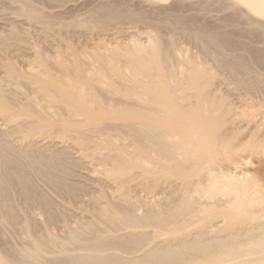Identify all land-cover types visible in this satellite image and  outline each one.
Segmentation results:
<instances>
[{"label":"rangeland","instance_id":"374dc122","mask_svg":"<svg viewBox=\"0 0 264 264\" xmlns=\"http://www.w3.org/2000/svg\"><path fill=\"white\" fill-rule=\"evenodd\" d=\"M229 3H231L230 0H0V93L6 97L5 99L10 105L19 109L23 107L24 110L23 114L11 121L6 128L0 122V132L4 135L7 133L6 137H9V134L10 137L13 136L12 140H17L14 143L11 141L15 147H17L16 144L21 147L23 144V146H27L31 143L33 155L35 154L34 157L37 159L45 155L47 149L52 148L54 156L60 154L58 156L63 161L57 160L59 157L55 156V158L51 150H49L52 153L50 158L53 157L52 161L56 160L65 169L63 174L58 173L60 174L59 179L55 182L54 188L51 185L48 186L51 188L49 190L38 177V182L36 177H32L34 189L31 186V189H28L27 194L24 195L17 194L15 192L17 189L9 185L12 187L8 188L9 192L15 194V201L9 204L10 212L6 213L9 214L8 216L0 213V216H6L4 221L0 220V256L5 257V253H11L14 250H31L33 248L32 239L39 240L44 245V251H51L54 246L49 244V236L56 237L59 242L68 246L69 231L82 239L89 240L91 232L108 229V225L103 222L104 217L120 218L122 210L124 211L128 204L133 207V209L131 207V211H135L134 213L136 210L137 213L138 210H140L139 213L141 210H147L153 214L175 215L183 208L185 202L183 198L189 197L187 193L190 194V192L185 187L189 181L195 185L197 181H200V186L207 189V176L204 173L199 180V170L194 161H183L180 158L179 163L167 165L166 162L162 164L163 160L160 156L150 157V155L149 159L145 157L146 160L148 159L146 164H149V171L148 167L144 171L141 168L143 163L139 165L143 159L139 162L137 158L141 153L144 154V157L145 153L142 149H135L137 146L134 140L131 141L132 137L129 139L131 135L128 133L130 135L128 137L126 130L119 128L122 123L120 121H112L113 124L106 121L104 127L108 124L110 130L102 128V132L99 133L92 132L93 134H90L87 132V134V127L82 128V131L76 129L73 142L72 140L66 142L67 140L60 138H51L53 140L50 141L48 138L51 142L48 144L46 139L45 142L43 141L46 132L44 133L41 127L31 125L32 128L31 126L26 128L25 122L27 115L30 114L28 111L35 112L50 105L43 94L38 92L40 86L37 90L38 84L31 85L36 76L38 79H46L43 72L49 71L52 84L69 85V87L73 84L71 76L64 74L61 70L62 60L66 62L71 72L74 68H78L81 75L86 78V85L83 84L85 87L83 85L82 87L74 86L77 89H84L82 91L84 94L81 92L79 96L90 97L88 99L92 102L91 108L98 106V101H101L103 105H107L110 101L112 104H116L113 106L116 109L112 106L105 109L109 115H119L124 111V115L130 114L126 111L129 109L131 112L130 110L133 108L129 106H132L133 101L135 102L133 99L138 96L137 94L142 92L139 86L144 79L141 80V77L146 76L148 78L145 79L146 83L149 82L155 87L156 84L152 83L158 81L157 88L160 90L170 89L168 83L163 81L164 84H161L162 79L154 75L159 64L164 68L163 78L165 77L178 85L186 98L189 97L187 101L192 98L188 103L185 98L186 103L180 101L178 106L186 110L190 109L188 113L194 117L201 114H207L210 117L207 126L202 130L203 134L215 132L223 142H226V136H231L230 139H227L228 143L223 144L226 147H224L225 152L228 153L230 147L244 139L248 131L241 132V129L239 131L238 121H233L235 117L239 116V112L245 110V107L234 104V94L243 95V92L236 87L238 79L255 78L253 76L258 74L264 82V39H261L264 38V33L261 30L260 33L259 30L252 27L250 29L245 25L246 22L243 19H238L240 18L238 13H235L232 3ZM171 22L175 23H172L173 27L170 25ZM195 32L205 37H211L217 47L222 46L220 48L223 52H216V46L206 49L192 35ZM240 35L242 36L240 37ZM220 40L223 44L220 43ZM236 40L238 41L236 42ZM218 44L220 45L218 46ZM215 52L219 53V58L229 57L231 60L215 61L213 60V56H217ZM143 64L149 66L147 71L141 69ZM240 64L248 71L247 75L236 69ZM8 70L15 71L16 75L20 74L18 79H16V75L14 78V75L8 74ZM197 71L200 73H197L198 75L193 78L192 74ZM30 76L34 77L31 79ZM29 77L30 79H28ZM134 79L141 81H134ZM137 82H140L139 86ZM142 84L144 85V81L141 86ZM131 87H134V91ZM87 89L88 92L91 89L92 96L84 97L87 94ZM138 90L140 91L136 94L135 92ZM143 93L139 95L144 101L139 97L141 103L137 98L136 102L138 100L140 103L137 102V105L135 103V107L140 104L138 107L142 108L145 105L144 102L150 93ZM195 94H200L203 97L201 103L195 102L196 98L192 96ZM93 95L95 97L92 100ZM145 95L146 97H144ZM262 100L260 104L251 105L253 107L251 111L256 113L254 115H257L258 119L260 116L264 119V99ZM146 102L149 103V101ZM29 104L32 107H29ZM32 104L37 105V108ZM51 104L56 107L55 111L59 112L66 120L74 123L83 120V118L77 117L76 119L74 117L75 110L65 111L57 106V102ZM121 104L129 105L123 107ZM153 105L152 102V105L148 106L147 104V107H156ZM192 105L196 107L194 108ZM229 105H232V108L237 106L236 114L235 112L227 113L226 107ZM132 107H134V103ZM254 109H258L259 113ZM173 116L183 122L181 117ZM169 119L170 121H166V126L174 125L172 116ZM262 119L261 122L264 121ZM114 125L117 126H115L116 130L113 129ZM260 129L264 131V124L259 125ZM53 131L56 133V128ZM262 131H259V136L262 135ZM55 133L53 132V134ZM6 137V140H11L10 137L9 139ZM36 138L37 140H34ZM19 139L20 141H18ZM33 141L38 143V146L42 142L44 145L42 143L40 148L35 147ZM133 142L134 149L132 148ZM260 142L258 144L261 145ZM127 146L131 148L130 150H136L135 154L131 152L132 161H130L131 158L127 160V157L131 155H129L130 152L127 153L129 151ZM256 146L253 145L255 151L264 150L262 145V149H258ZM41 147L46 149H43V154ZM36 148L40 150L38 152L40 156L38 153L36 154V150L38 151ZM121 148H126L123 149V152L127 150L125 154L129 156H126ZM224 148L222 146L221 151L224 152ZM112 149L116 150L115 155H119L117 152L121 150L123 156L120 157L126 156L125 160L127 161H122L119 156H116L119 159H115ZM49 151L46 152L49 153ZM138 151L142 152L138 153ZM230 151L232 150H229V153H231ZM133 154L136 155L135 159H133ZM45 157L49 159V155ZM115 160L122 163L119 164ZM117 163L119 164L116 166L118 169L115 167ZM254 163H257L256 168ZM263 166L257 159H253L252 166L243 169V172H247L248 169V172H251L250 174L253 176L252 173ZM143 168L145 167L143 166ZM21 172L26 174L27 169L22 167ZM29 184L31 185V183ZM196 189L194 196L204 195L206 192L198 187ZM42 190L44 191L40 192ZM148 199L154 201L151 203ZM123 206L126 207L123 209ZM142 214L143 212L140 213V216ZM13 220L15 223H11ZM199 224V220H194L186 225L181 224L179 227L171 229L168 234L163 233V237L158 236L154 242L173 239L181 233L193 231L200 226ZM129 231L157 232L152 227L132 228ZM119 255L125 257L122 254Z\"/></svg>","mask_w":264,"mask_h":264},{"label":"bare ground","instance_id":"6f19581e","mask_svg":"<svg viewBox=\"0 0 264 264\" xmlns=\"http://www.w3.org/2000/svg\"><path fill=\"white\" fill-rule=\"evenodd\" d=\"M230 2L235 9V13H238L240 17L238 19H243L246 22L245 24V22L243 21V24L249 26L250 29L252 27L259 31L261 30L262 33H264V0H230ZM172 23L173 22H171L170 25H172ZM171 27H173V25ZM170 30L169 32H172ZM192 35L197 38L206 49H210L211 47L216 46L211 37H205L198 32H195ZM241 36L242 35H240V37ZM261 39L263 40L264 38ZM237 41L238 40H236V42ZM220 43L223 44L222 41ZM219 45L220 44H218V46ZM220 47L222 46L220 45L216 48V52H223ZM224 48L222 49L224 50ZM216 54V57L213 56V60L215 61L226 62L231 60L229 57L219 58V53ZM60 66L62 67L61 70L64 74H68L71 76V80H73V86L71 85L69 87V85L61 86L59 84H52L50 82L51 76H49V71V73L43 72L45 73L44 75L46 76V79H38V76H36V78L33 79L34 81L31 83V85L38 84L37 90L38 86H40L38 92H41L43 94L44 98L50 105L42 110H37L35 112L28 111L30 112V114L27 115L25 123L27 126H29H26V128H29L31 125H38L39 127H41L44 133L46 132L47 134V137L45 134V138L44 140H42L45 142L46 139L48 144V142H50L54 138H60L61 140L63 139L65 141L67 140L66 142H68V140H72L73 142V135L75 133L74 130L76 129L77 131H82V128L87 127L88 129L86 130V133H99L102 132V128H108L110 130L108 124L106 127H104L106 121H120L122 123L121 127L119 126V128H122V130L125 129L128 137L131 135L129 139H131L132 137L131 141L134 140L137 146L135 149H142L145 153L144 157V154L142 155L141 153L140 157L137 158L139 162L142 161V159L143 161L146 160V158L150 155V157L160 156L161 160L164 161H162V164L166 162L167 165H171L172 163H179V161L182 159L183 161H194L196 162V167L199 170V180L200 178H202V175L204 173L207 176V189H204L202 186H200V181H197V184L195 185L191 181L187 183V181L185 180L187 183H185L187 185L185 187L190 192V194L187 193V195L189 196L187 199L183 198L185 200L183 208L179 213L175 215L153 214L152 212H149L147 210H141L143 214L140 216V210H138V215L137 210L136 213H134L135 211H131L132 206L130 207L128 204L127 207L125 206L126 208L123 206V209L125 208V210H122L120 218H116L114 216L104 217L103 222L108 225V229L91 232V237L89 240L82 239L78 235L69 231L67 236L68 246L59 242L56 237L49 236V244H52L54 248H52L51 251H44V245L39 240L32 239L33 248L31 250H14L11 253H5V257L0 256V264H264V166L263 168L252 173L253 176L250 174L251 172H248V169L247 172H243V169L252 166L253 159H257L258 162L264 165V150L257 152L255 151V147H253V145H257L256 147L258 148V146L260 145L258 144L259 141H261L260 143L264 147V131L260 129L262 131V135H258L260 131L259 125L264 124V121L261 122V116L260 119H258V116L254 115L256 113H253L254 111H251V109L253 110V107L251 105L254 106V104L257 103L260 104L263 101L262 99H264V82L260 79V76L258 74L253 76L255 78L244 77L238 79L237 81L238 83L236 87L243 92V95L239 93L234 94V104L245 107V110L239 112V116L235 117L233 121H238V130L241 129V132H243L244 130L248 131L246 132L247 134L244 139L239 141V143H237L235 146L230 147L229 150H232L230 151L231 153H229V150L227 153L225 152L226 147L223 144L226 145V143H228L227 139H230L231 136L229 135L230 138L226 136V142H223V140L219 139V136L216 135L215 132L203 134L204 132L202 130L207 126L206 124L210 121V117L207 114H201L197 117H194L188 113L190 112L189 108V110H186L183 109V107L178 106L180 101L188 103L192 98L187 101V98L189 97L186 98V95L184 94V92H182L181 88L178 85L173 83V81L171 82V80L166 79L165 77L163 78L164 68L161 65H157L155 70L156 74L154 75L155 77L158 76L160 79H162L161 84L163 83V81L164 83H168L170 89H158V81L156 80L157 78H155L157 82L152 83L156 84L155 87L152 86L149 82H147L148 84L146 83L145 79H148L146 76V78L141 77V80L144 79V85L142 84L141 86V83H143V81L141 83L137 82L138 86L140 83L139 87H141V93H150V100H148L149 97L146 94L147 100H145L144 106L147 107V104L148 106H150V104L152 105L153 102V107H156L144 108L142 104V108L138 107L140 104L135 107V103L137 105V102L142 103V101H144L143 98L139 95L141 93L137 94L140 91L138 90L135 92L138 96L133 99L135 100V102L133 101L131 103L132 106L134 103L135 108L129 106L133 109L130 110L131 112H129L128 109V111L126 112L130 114L126 115H124L125 111L123 113L119 112V115H109L107 112H105V109L108 106L109 108L111 106H116V104H112L111 101L107 105H103L101 104V101H98V106H96L95 108H91L90 106L92 102L89 101L90 97H88V99L79 96L80 93L84 91V89L82 90L80 88V90L74 86L80 85V87H82L83 84L86 85V78L81 75L78 68H74L71 72L64 60H62ZM141 69L143 71H147L149 69V66L147 64H143L141 65ZM236 69L240 70L245 75L248 74V71L241 64L237 65ZM197 73L200 72L197 71L192 74L193 78L198 75ZM8 74H12L11 76L14 75L13 77L15 78V71L10 70ZM19 76L20 74L16 75V79H18L17 77ZM30 77L28 79H30ZM33 77H31V79ZM24 78L25 76L23 77V79ZM139 80L134 79V81ZM150 80L151 79H149V81ZM133 88L131 87V89ZM89 90L91 91V89ZM86 91V93L89 95L85 93L86 95L84 97L90 95L92 96V93L90 91L88 92V89ZM82 94H84V92H82ZM146 95L144 97H146ZM192 96H195L196 103H201L203 100V97L200 94H195ZM94 97L95 95H93L92 100L94 99ZM139 97L140 99H142V101L139 100ZM5 98L6 97H3V95H1L0 93V122H2V125H5L4 128H6V126H8L11 121L19 118V116H21V114H23L22 112L24 111L22 109L23 107H20V109H22L20 110L19 108L10 105ZM121 98L123 99V97ZM137 98L140 102L138 100L136 102ZM184 99L186 102L184 101ZM128 100H130V98H128ZM146 101H149V103H147ZM53 102H57V106L65 111H68L70 109L75 110L76 114L74 117L76 119L77 117H80L83 118V120H80L79 123H74L66 120L60 115L59 112L55 111L56 107L51 104ZM35 104H37V102H35ZM121 105L123 106V104ZM128 105L126 106L125 104L124 106L128 107ZM194 105L192 106L194 107ZM35 106L37 108V105H34V107ZM122 106L120 107L122 108ZM29 107H32L31 104H29ZM226 110L227 113L235 112L236 114L237 106L232 108V105H229L226 107ZM261 111L263 110L261 109ZM257 113L259 112L257 111ZM173 115L181 117V120L183 122H180V120H178L179 118L175 119V116ZM171 116L173 118L172 121L174 122V125L166 126V121H170L171 118L169 119V117ZM111 124H113V122ZM176 125H178L179 127H177ZM109 126L112 127L110 124ZM115 126L116 125L113 126V129L117 127ZM54 128H56V133L55 131H53ZM52 131L55 134H53ZM41 133L40 136L43 134ZM69 133H72V135H69ZM128 133L130 135H128ZM2 134L0 132V213L8 216L9 214L6 213L10 212L9 204L14 203L15 201V194H11L9 192V189L12 188L10 186H14L17 189V191H15L16 189H12L17 192V194H27V190L31 189V186L34 189L32 184V177H36V181L39 178L47 187H50L51 185L54 188L55 182H57L59 179L58 176L60 174H63L65 172V169L62 168L63 165L60 164L62 165L60 166L58 164L59 162L57 163L56 160L52 161L53 157L50 158L53 153L52 148L46 150L44 147H41V151H43V149L47 152L49 150L52 151V153L49 151L50 154L45 151V155H43L44 157L49 155V159L51 160L46 157L45 159L42 156L44 151L42 152L41 156L45 160L42 157L37 159L34 157L35 154L33 155V146L30 145L31 143L27 146H23L24 144H21L23 147H18V144L15 143L17 146L15 147L12 144L15 141L17 142V140L13 141V136L10 137V134L8 133L11 139L8 141L5 139L7 133H5L6 136L4 134L3 136ZM9 137L6 138L9 139ZM48 138H50V141L48 140ZM20 139L18 141H20ZM28 139L31 138L28 137ZM34 140H37V138ZM33 142L35 143V141ZM44 142H42L43 145ZM134 142L133 147L132 144H130L133 149L135 146ZM35 144V147L40 148L41 145L38 146V143ZM261 145L258 149H262ZM222 146L223 148L225 147L224 152L221 151ZM45 147L47 148V146ZM128 148L129 146H127V149ZM123 149L121 148L122 152ZM130 149L131 148L128 149V152L126 150L123 153L125 154L126 152H130V155L131 152H134L135 154L136 150ZM121 150L117 152L119 155H115L116 150L114 151V149H112V151H114L113 155L115 156V159L118 158H116V156H123V153L120 152ZM39 151V149L38 151L36 150V154ZM139 152L142 151H138V153ZM58 155L55 156L59 157ZM125 155L129 156L127 154ZM126 156L124 158L120 157L122 161H127L128 158H131L130 161H132V154L127 157V160H125ZM135 156L136 155L133 156V159H135ZM150 157H148V159ZM60 159L61 161H63L62 158H57V160ZM147 160L144 161L145 164L147 163ZM161 160L159 159V161ZM61 161L60 163H62ZM115 161H118L119 164L122 163L119 160ZM143 161L140 162L139 165L143 163L142 165L145 168H143V166L141 168L144 170L148 167L147 170L149 171V164L145 165ZM118 163L115 165V167L119 166ZM199 164L201 166H197ZM256 164L254 163L255 168ZM259 165L261 166V164ZM22 167L27 169L26 174H23L21 172ZM130 168L131 166L129 167V169ZM29 183H31V185ZM49 187L48 190L51 189ZM197 187L201 188V190L203 189V191H206L205 194H197L194 196V192L197 191ZM43 191L44 190L40 192ZM7 193L11 195L9 196ZM26 199H29V197H26ZM43 201L44 200L42 199V202ZM150 201L151 200H149V202ZM6 216L4 217V215H1L0 220L4 221L6 219ZM194 220H199L200 226H198L196 229H193V231L181 233L177 237L166 241L154 242L155 238H157L158 236H160V238L163 237V233L168 234L171 229L179 227L181 224H189ZM11 223H15V220H13ZM149 227L157 230V232L153 231L151 233H143L129 231L132 228L142 229ZM119 254H122L125 257L120 256Z\"/></svg>","mask_w":264,"mask_h":264}]
</instances>
